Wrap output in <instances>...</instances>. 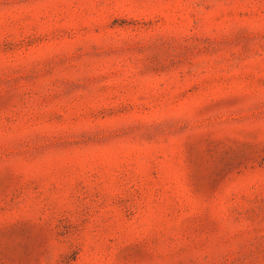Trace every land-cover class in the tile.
I'll return each mask as SVG.
<instances>
[{
  "label": "rangeland",
  "instance_id": "rangeland-1",
  "mask_svg": "<svg viewBox=\"0 0 264 264\" xmlns=\"http://www.w3.org/2000/svg\"><path fill=\"white\" fill-rule=\"evenodd\" d=\"M0 264H264V0H0Z\"/></svg>",
  "mask_w": 264,
  "mask_h": 264
}]
</instances>
